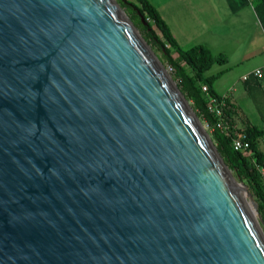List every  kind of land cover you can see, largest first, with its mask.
Segmentation results:
<instances>
[{
    "label": "water",
    "instance_id": "water-1",
    "mask_svg": "<svg viewBox=\"0 0 264 264\" xmlns=\"http://www.w3.org/2000/svg\"><path fill=\"white\" fill-rule=\"evenodd\" d=\"M239 182L116 0H0V264H264Z\"/></svg>",
    "mask_w": 264,
    "mask_h": 264
},
{
    "label": "crops",
    "instance_id": "crops-1",
    "mask_svg": "<svg viewBox=\"0 0 264 264\" xmlns=\"http://www.w3.org/2000/svg\"><path fill=\"white\" fill-rule=\"evenodd\" d=\"M149 2L180 45L186 48L201 43L214 53L226 54L227 61L209 74L223 70L213 87L234 108V128L243 129L252 124L264 128V77L252 73L264 66V29L252 0ZM246 74L247 78L243 79Z\"/></svg>",
    "mask_w": 264,
    "mask_h": 264
},
{
    "label": "trees",
    "instance_id": "trees-1",
    "mask_svg": "<svg viewBox=\"0 0 264 264\" xmlns=\"http://www.w3.org/2000/svg\"><path fill=\"white\" fill-rule=\"evenodd\" d=\"M126 12L132 23L141 32L144 40L153 49L162 52L166 64L172 71V77L199 119L204 121L209 129V135L228 168L248 188L257 202L258 211L264 223V183L258 168H264V151L256 145V140L264 135V128L254 124L243 129L233 126L234 108L225 96L218 95L213 87L214 80L223 70L206 75L205 72L215 63L223 64L227 56L223 52H212L206 45L197 43L183 48L172 35L170 28L158 10L149 0H116ZM256 15L264 29V0H252ZM143 17V20L141 19ZM173 48L176 57L170 51ZM206 86V91L202 86ZM221 98L225 101L222 108V119L229 125L227 131L217 125L216 116L207 110L209 98ZM244 133L249 141L250 156L236 151L231 146V138ZM264 231V224L262 225Z\"/></svg>",
    "mask_w": 264,
    "mask_h": 264
},
{
    "label": "built area",
    "instance_id": "built-area-1",
    "mask_svg": "<svg viewBox=\"0 0 264 264\" xmlns=\"http://www.w3.org/2000/svg\"><path fill=\"white\" fill-rule=\"evenodd\" d=\"M252 73L257 77H264V66H260L258 68H255ZM243 79L247 78V74L242 76ZM202 90L206 91V86H202ZM225 101L221 98L220 100H217L216 98H209L207 102V110L211 113H213L217 118V127L221 130L227 131L230 129V125L222 119V108L225 106ZM231 146L234 150L242 152L246 156H250V149H249V141L246 138V135L244 133L232 137L231 138ZM262 176H263V183H264V168L261 166H258Z\"/></svg>",
    "mask_w": 264,
    "mask_h": 264
},
{
    "label": "rangeland",
    "instance_id": "rangeland-1",
    "mask_svg": "<svg viewBox=\"0 0 264 264\" xmlns=\"http://www.w3.org/2000/svg\"><path fill=\"white\" fill-rule=\"evenodd\" d=\"M125 12V11H124ZM126 13V12H125ZM127 15V14H126ZM137 30H138V28H137ZM139 31V30H138ZM139 33L141 34V32L139 31ZM149 45V44H148ZM184 45V44H183ZM182 46V45H181ZM149 47H150V49H151V51H152V53H153V55L155 56V58L163 65V67L165 68V71H166V73L167 74H169L171 77H172V71H171V69H170V67L166 64V62H165V60H164V57H163V55H162V52L161 51H159V50H156V49H153L150 45H149ZM183 47V46H182ZM183 48H185V47H183ZM170 51H171V54H172V56L173 57H176V52H175V50L173 49V48H170ZM218 67H219V64H217V63H215V64H213L212 66H211V68L210 69H208L206 72H205V74H209V73H211V72H213V71H215L216 69H218ZM172 79H173V77H172ZM174 80V79H173ZM174 82L176 83V81L174 80ZM189 102V104H190V106H191V102L190 101H188ZM192 107V106H191ZM200 121H201V123H202V125H203V127H204V129H205V131L209 134V129H208V126H207V124L204 122V121H202L201 119H200ZM210 136V135H209ZM211 138V137H210ZM256 145H257V147H259V148H261V149H263L264 150V135H262L261 137H259L257 140H256ZM231 174H232V177L234 178V180L238 183V185L240 186V189L242 190V185L240 184V182L239 181H241L239 178H237V176L231 171ZM245 199H246V202H247V204H248V206L251 208V210H252V207H251V205L249 204V201L247 200V198L245 197Z\"/></svg>",
    "mask_w": 264,
    "mask_h": 264
}]
</instances>
